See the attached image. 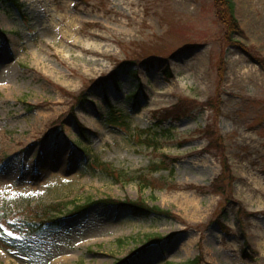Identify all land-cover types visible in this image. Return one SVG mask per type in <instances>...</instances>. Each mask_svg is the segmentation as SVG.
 <instances>
[{"label": "rangeland", "instance_id": "rangeland-1", "mask_svg": "<svg viewBox=\"0 0 264 264\" xmlns=\"http://www.w3.org/2000/svg\"><path fill=\"white\" fill-rule=\"evenodd\" d=\"M233 1L264 59V0ZM20 3L0 4V264H264V68L212 0ZM57 202L58 226L27 234Z\"/></svg>", "mask_w": 264, "mask_h": 264}, {"label": "trees", "instance_id": "trees-1", "mask_svg": "<svg viewBox=\"0 0 264 264\" xmlns=\"http://www.w3.org/2000/svg\"><path fill=\"white\" fill-rule=\"evenodd\" d=\"M212 2H213V8L215 11V16L224 28V35L222 36V39L227 44L236 45L242 51H245L249 56H251L256 61V63H258L261 67L264 68V59H260V58L256 57V55H253V56L250 55L249 50L246 47H244L243 44L237 43L238 41H236L234 39V35H242L243 34V30L241 29L240 24H239V22L235 16L234 1L233 0H212ZM3 3H10L15 9H17V11H19L21 9L20 0H0V4H3ZM132 62L126 61V62L119 63L117 65V67L115 68L114 72L110 76L105 77V78H101V80H102L101 82L103 83L107 79H111V78L115 79L117 69L124 67L126 64H133ZM218 69H219L218 75H219V77H221L223 74V69L220 66L218 67ZM171 76L172 75H171L170 70H167L166 77L169 78ZM93 84H96V83L94 82ZM82 97H83V93L78 97L77 101H80ZM179 105H181V102H177L175 105L171 106L170 109L174 108V110H171V112H173L175 114L179 113L178 110H180V107L176 108ZM207 106H209L211 109H213L212 106H214V105L207 104ZM214 109H216L215 106H214ZM166 110H168V109H166ZM77 125L81 131L86 130L83 125L79 124V122H77ZM79 133L81 134L80 131H79ZM204 133H205V137L208 138V143L210 145H213L215 147H217V146L221 147V143L223 142V138L218 136V135H216V137H214L215 132L210 127L205 128ZM148 144H152L151 141H149ZM220 153L222 154L221 151H220ZM101 165L102 166H100V168L104 169L105 173L107 175L112 176L111 175L112 172L117 173V175H118V174H121V172H122L121 170H114L112 168L106 167L104 164H101ZM155 168H157V167H155ZM223 168L225 169V171H228V167L225 164H224ZM220 178H222V177H220ZM146 186L147 185H141L140 184L139 189L145 188ZM210 191L218 193L220 190L211 188ZM223 191H224V189L221 190V192H223ZM99 202L104 203V204H110L111 206H117V207H122V208L128 209L133 215H136V216H144V215H149V214L164 215V216H168V217L171 216L170 211L163 210L156 205L149 206L142 199H137L135 201L125 199L123 201H119V200H115L113 198H107V199L105 198ZM61 204H62V202L61 203L57 202L55 204L48 205L41 210L42 213H40V214L35 213L34 217L30 218L32 220H35V222L40 220V221H38L39 223L38 222L35 223L34 221L27 220V221H30L27 223V226H26L27 227V234L39 233L40 230L44 226L47 229L53 231L59 224V217L56 215V213H54L53 215L51 213L56 212V210L58 209V207ZM87 207H88L87 204H83V205L73 204L72 209L69 211V214H71V215L78 214L81 211L85 210ZM24 220H25V217L22 218V222H24ZM166 238H169V237H166ZM164 239L165 238L162 236L155 235L154 237L149 238L145 245L154 244V243L155 244L161 243L162 241H164ZM135 253L136 252L132 253L130 255V257L123 259V261L126 262ZM123 261L121 262V264L124 263ZM185 264H199V258L195 257Z\"/></svg>", "mask_w": 264, "mask_h": 264}, {"label": "snow or ice", "instance_id": "snow-or-ice-1", "mask_svg": "<svg viewBox=\"0 0 264 264\" xmlns=\"http://www.w3.org/2000/svg\"><path fill=\"white\" fill-rule=\"evenodd\" d=\"M9 235H11V233H9Z\"/></svg>", "mask_w": 264, "mask_h": 264}]
</instances>
